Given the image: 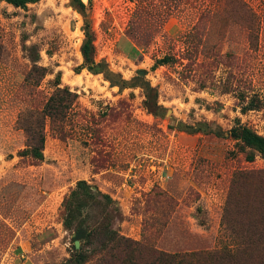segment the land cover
<instances>
[{
	"label": "rangeland",
	"instance_id": "1",
	"mask_svg": "<svg viewBox=\"0 0 264 264\" xmlns=\"http://www.w3.org/2000/svg\"><path fill=\"white\" fill-rule=\"evenodd\" d=\"M82 1L95 62L128 87L81 68L83 18L71 0H0V264H64L78 254L101 264L103 222L137 246L130 263H149L153 251L217 250L235 173L264 169V156L245 161L239 141L244 126L264 136V0H241L258 19L250 42L230 0ZM33 65L46 69L39 100L58 75L80 112L66 140L46 124L37 164L18 155L25 136L16 125ZM143 81L156 90L155 113ZM79 180L114 204L88 202L68 228L61 204ZM242 182L237 199L264 229V178ZM239 212L235 227L245 222ZM77 224L95 231L90 244L73 238Z\"/></svg>",
	"mask_w": 264,
	"mask_h": 264
},
{
	"label": "trees",
	"instance_id": "2",
	"mask_svg": "<svg viewBox=\"0 0 264 264\" xmlns=\"http://www.w3.org/2000/svg\"><path fill=\"white\" fill-rule=\"evenodd\" d=\"M13 7L23 8L27 4H32L38 0H3ZM76 11L83 18V40L80 46V54L83 60L82 67L90 72H95L101 68L95 62V49L93 45L94 33L91 29L87 7L82 0H71ZM238 9V17L248 32V40L252 37V32L258 25V19L252 9L241 0H230ZM200 15L199 20L204 17ZM252 39V38H251ZM170 57L165 56L159 62H167ZM99 73H103L104 78L108 81L110 87H118L119 90L128 87L127 81L118 75L112 74L106 68H101ZM46 75L44 67L33 65L27 73L20 86L25 102L28 108L22 111L16 120L17 127L25 136V146L18 152L21 157L29 158L34 164L44 161L43 149L45 144V127L49 125L50 131L60 140H66L72 136L73 124L77 123L75 118L79 115L78 95L66 85H62L58 75L52 82L51 92L42 100H39L41 92L38 90L41 81ZM138 76L135 79H142ZM146 87L144 106L150 113L158 110L156 104V90L143 81ZM90 122L94 125L96 122L90 117ZM78 124V123H77ZM97 131H94V133ZM239 141L241 150L244 154L245 161L252 163L255 159V153L264 156V136L258 135L250 128L244 126L239 133ZM247 149V151H245ZM264 178V169L258 171L236 172L231 181L230 192L226 199L222 230L219 239L218 249L213 252H191V253H165L154 252L151 261L147 264H264V229L259 228L255 224L256 221H250L253 216L249 211L250 205L246 201L239 202L237 196L244 183L242 181L248 178ZM260 184L262 182H259ZM262 187V186H261ZM88 202H95L105 210L112 209L113 201L108 195L96 190L85 181L79 180L73 190L62 201V222L65 227H72L74 215L80 211ZM241 206V208H239ZM114 210V209H113ZM241 211V212H239ZM245 219L240 227L231 224L233 215L237 214ZM263 216L260 212L258 217ZM106 220V218L104 219ZM96 232L101 236L98 243V249L101 254L99 260L101 264H144L142 261L138 263H130L129 255L136 249L129 239L118 235L108 225H104ZM74 239L84 244H90L95 231H88L83 226L77 224L74 229ZM137 247V246H136ZM124 253V258H120V253ZM85 257L78 254L74 258L69 259L64 264H84ZM126 260V262H124Z\"/></svg>",
	"mask_w": 264,
	"mask_h": 264
},
{
	"label": "water",
	"instance_id": "3",
	"mask_svg": "<svg viewBox=\"0 0 264 264\" xmlns=\"http://www.w3.org/2000/svg\"><path fill=\"white\" fill-rule=\"evenodd\" d=\"M74 246L78 247V242L77 241L74 242Z\"/></svg>",
	"mask_w": 264,
	"mask_h": 264
}]
</instances>
